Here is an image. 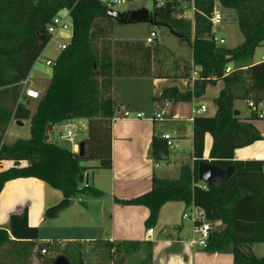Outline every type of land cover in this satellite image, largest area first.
Here are the masks:
<instances>
[{"label":"trees","instance_id":"obj_1","mask_svg":"<svg viewBox=\"0 0 264 264\" xmlns=\"http://www.w3.org/2000/svg\"><path fill=\"white\" fill-rule=\"evenodd\" d=\"M152 1L156 22L168 26L181 41L193 45L194 63L201 68L200 80L193 90L182 92L167 88L155 101L191 103L203 97L208 86L217 81H223L224 88L215 100L216 116L194 118V166H184L178 180L155 176L151 192L122 203L148 208L150 216L145 225L149 230L157 226L165 204L183 202L187 208L195 205L205 211L207 221L213 225L221 222L225 227L213 231L205 248L207 252L231 253L234 264H264V258L256 257L244 247L264 244V162L235 161L237 150L264 140L250 122L259 120V115L252 112L249 121H244L240 115L236 116L235 108L237 101L264 105V62L252 63L256 51L264 47V0H200L194 25L175 16V0H167L163 8L156 7L159 0ZM215 1L231 14L233 23L244 36V42L235 49L218 46L212 39L210 18ZM63 11H68L72 19L73 36L56 60L52 81L30 117L31 137L6 145L4 136L14 114L24 110L23 104L18 105L21 83L29 78L52 40L49 26ZM109 11L114 10L103 0H0V161L14 163L12 168L0 172V193L8 182L16 179L35 178L45 182L64 198L46 212L47 219L58 218L79 194L103 196L89 185V168L84 166L89 150L81 157L71 148L50 142L54 127L79 119L112 120L117 109L112 97L114 79L151 77L152 74L155 54L152 46L118 41L115 44L118 51H112L113 19L108 16ZM230 65H234L235 72L226 75ZM207 136L213 139L210 161L222 169L235 167L236 172L221 187L204 190L198 171L201 162L209 161L205 160ZM89 140L88 144H92L94 137ZM99 144L105 142L99 141ZM169 151L166 140L154 137L151 154L156 162L169 156ZM111 166L108 155L100 168ZM8 244L16 243L7 231L0 230V248ZM22 245L23 251L37 249L43 264H54L60 256L69 260L66 249L55 258L48 256L53 243ZM105 245L115 259L121 249L112 252L113 244ZM147 248L142 264H153V245L147 244ZM79 258L78 264H85L81 252Z\"/></svg>","mask_w":264,"mask_h":264},{"label":"crops","instance_id":"obj_2","mask_svg":"<svg viewBox=\"0 0 264 264\" xmlns=\"http://www.w3.org/2000/svg\"><path fill=\"white\" fill-rule=\"evenodd\" d=\"M66 13L67 11H63V14ZM228 25L231 24L228 23L224 26ZM153 31L158 36L157 44L154 46L162 47L159 33L156 29L151 32ZM171 34L173 35L172 32ZM176 38L180 41L175 44L174 50L171 49L170 52L178 57L179 63L174 62L173 59L171 62L161 61L155 53L152 56L151 77H117L113 81L112 97L116 106L118 105L115 99L117 80L130 79L142 82L139 84L143 85V100L145 102L152 100L154 106L153 113L148 110L149 117L146 116V119H135V117L126 119L124 118L125 113H120L121 108L117 107L119 112L117 113L116 109L115 117L112 120L79 119L57 125L53 129L57 132L72 125L74 121H87V125L83 124V128L87 131L84 143L85 152L89 151L84 166L90 170L93 168L99 169L100 174L95 179L94 185L97 190L103 193L101 198L73 200L69 208L64 210L58 218L52 220L46 218V212L63 201V194L60 191L35 178L16 179L6 184L0 193V230L8 232L11 240L16 243L13 244L14 246L23 247L22 244L30 242L38 245L54 243L51 242L53 240H51L52 238H50L46 226L50 227L55 224V229L58 231L62 230L66 233L76 230L88 235L85 238L56 239L55 244H62V241H65L63 244L67 241L75 243L78 239L81 240L80 242L85 240L88 241L86 243L92 244L101 240L106 244H113L112 252H116L118 248L121 249L116 256L119 258L118 261L124 260L123 264H126L131 257L146 259L148 254L147 244L153 245V264H234V257L231 253L212 254L207 252L205 248L191 242L194 237V230L193 224L183 219L185 212L188 210L185 203L169 202L165 204L160 211L157 226L151 230L147 229L145 225L150 216L148 208L122 203L123 201L135 200L151 192L155 176L160 179L172 180L159 175L157 169L162 166V163H168L170 168H177L178 166L180 172L184 166H194L192 157L194 118L204 116L208 111L207 102L210 100L215 102L224 88L223 81H217L216 84L208 86L203 97L194 99L191 103L174 104L172 101H155L156 98L162 96L163 91L167 88H178L182 92L193 90L196 83L195 72L199 73L198 76L201 73V68L194 63L193 45L188 41L184 42L180 38ZM144 43L147 47H150L146 41ZM186 46H188L189 51H192L190 58L186 54ZM263 50L264 47L256 51L252 61L253 64L263 62ZM259 52H261L260 57ZM157 64L160 67H162L160 64L167 66L169 69L167 74L157 75L155 72ZM230 66L234 68L233 65ZM118 99L122 100L121 98ZM124 101L129 106L132 105V102ZM34 102L37 101L27 100L22 106L24 110L14 114L11 124L16 122L19 127H23L36 111L38 102L35 105V111L31 110L30 112L29 110V106ZM247 106L249 107L248 103ZM203 107H206V112L202 111ZM235 108L240 112L241 119L249 121L252 116L250 107L249 114H243L242 110L236 105ZM262 109L264 111V107ZM162 112L166 113L164 121L152 122L148 120L156 113ZM250 122L257 127L264 138V130L261 126V124H264V118ZM20 123L22 124L20 125ZM166 134L173 137L176 148L170 149L169 156H165L162 161L156 162L151 155L153 139L154 137L162 138ZM92 136L96 141L93 140L92 144H88L89 138ZM56 139L55 137V141L59 140ZM49 140L52 141V139ZM99 141H104L105 144H99ZM211 143H213L212 137L207 136L205 160L209 161ZM102 147H105V150ZM108 148L109 150H107ZM182 148L183 151L179 153L181 155L174 154L176 157L178 156L176 159L173 153ZM75 149L73 146V151L76 153ZM186 150L190 153L189 162H186ZM108 155L111 158L112 166L110 169H101V162L108 158ZM235 161L264 162V140L250 147L237 150ZM23 165L26 164L23 163ZM13 166L12 161H0V172ZM104 179L109 182H104ZM65 216H68V218L63 222ZM224 228L221 222L214 225V230H223ZM57 241H60V243Z\"/></svg>","mask_w":264,"mask_h":264},{"label":"rangeland","instance_id":"obj_3","mask_svg":"<svg viewBox=\"0 0 264 264\" xmlns=\"http://www.w3.org/2000/svg\"><path fill=\"white\" fill-rule=\"evenodd\" d=\"M146 8L153 12L154 10V3L152 0H124L121 5H117L113 8L116 12L121 13H127L131 11H135L138 9ZM68 14L62 15L63 18H65ZM230 22H234L233 18H230ZM69 22V30L67 32H60L55 39L51 40L47 48L42 54V61L38 63L37 68L34 69L31 73V81H30V87L35 89L40 93L41 96L44 95L46 90L48 89L52 78H53V68H47L45 63L48 59L50 60H57L59 56L61 55L62 51L59 50L58 46L60 44H68L71 41L72 37V19L69 16L68 17ZM231 25L218 27L216 29L217 33L220 35V37L226 39L225 48H237L240 46L242 41H244V36L242 35L240 29L237 25L230 23ZM228 24V23H227ZM153 29H156L159 33L160 41L163 44V46H152L153 52H155L161 61L165 62H171L172 59L174 62L179 63L178 57L176 55H172L170 52L171 49L174 50L175 44L179 43L180 40H178L175 36L171 34V31L164 27H154L151 24L147 23H137V24H128V25H122L119 24L116 20L113 19V32L111 34V46L112 51H118L116 50V42L118 41H124V42H144L146 41V38L150 35L151 31ZM188 46H186V54L190 58L192 56V51H189V48L187 50ZM264 51V50H263ZM262 52V51H261ZM261 52H259V57ZM175 58V59H174ZM258 60V59H256ZM162 67H160L157 64V67L155 68V72L157 75L159 74H167V71L169 69L164 64H160ZM159 66V67H158ZM234 66V65H233ZM49 70L48 74H44L45 69ZM117 90H116V96L115 99L117 101V107L121 108L120 113H125V111L130 112L133 117H136L138 114H142L143 112L147 117H149L150 113H153L154 106L152 100H147L146 102L143 100V85L139 84L142 82H138L136 80H117ZM139 85V86H138ZM137 87V89H135ZM121 98L122 100L118 99ZM124 100H127L129 102H132V105L129 106L128 103H126ZM39 101V100H38ZM37 101V102H38ZM36 102V103H37ZM36 103L29 106V110L31 112L35 111V105ZM236 106L239 107L243 114H249L250 109L247 106V102L244 101H237ZM208 111L204 114L206 117H215L217 113L216 104L214 101L210 100L207 102ZM136 108V109H135ZM141 110V111H140ZM148 110L151 112L149 113ZM119 110L117 109V113ZM151 118V117H150ZM84 125H87L86 120H80V121H74L72 123L73 126L77 128V132L74 136V141L71 140H57L55 141V131L50 134V139H52V143L59 144L63 147L71 148L73 150V144L79 145L80 150V144L83 143L86 140L87 137V131L85 128H83ZM263 130H264V124H261ZM64 129V128H63ZM61 131V130H59ZM31 137V120H27L25 122V125L23 127H19L17 123H12L5 136H4V143L6 145H11V143L16 142L18 140H26ZM213 144V143H211ZM78 150V148H77ZM78 150V151H79ZM181 151H183V148L179 151H175L173 155L179 154ZM152 155V154H151ZM174 155V157H176ZM181 155V154H179ZM178 157V156H177ZM176 157V159H177ZM186 158L189 162L190 160V153L188 150H186ZM179 165V163H178ZM159 175L161 177H165L172 180H177L181 176V172L179 167L177 168H170L169 164L164 162L162 163V166H160L157 169ZM89 184L91 187L95 188L94 181L97 179V176L100 174L99 169L93 168L89 169ZM104 182H109L108 180L104 179ZM105 183V184H107ZM83 187H81L82 189ZM79 198L90 200V198H93L92 195L88 193H82L79 194V196L74 199V201L78 200ZM66 218L68 216H65L63 218V222L66 221ZM190 222V221H188ZM55 223V221H54ZM46 230H48V234L50 238H52L51 242L53 243V250L48 254L49 257L55 258L56 256H60L64 249H66L67 256L72 264H78L80 262L79 254L81 252L82 259L85 264H118V257L116 256L115 259L111 258V255L109 253V250L107 246L105 245L104 241H96L92 244L86 243L88 241H82L78 239V241H75V243H70V241H67L63 244H56L55 249V241L56 239L60 238H85V236H88L86 233H80L76 230L66 232L64 233L62 230L58 231L55 229V224H52V226H46ZM60 243V241H57ZM90 242V241H89ZM253 254L258 258H263L264 256V244L261 245H254L252 247ZM144 261V258L139 259V257L135 258H129L126 264H142ZM0 264H43V261L40 259V257L37 255V249L36 250H30V249H24L23 247L14 246L13 244L5 245L4 247L0 248Z\"/></svg>","mask_w":264,"mask_h":264},{"label":"built area","instance_id":"obj_4","mask_svg":"<svg viewBox=\"0 0 264 264\" xmlns=\"http://www.w3.org/2000/svg\"><path fill=\"white\" fill-rule=\"evenodd\" d=\"M124 0H103L104 3L107 4L108 7L114 8L117 5H121ZM174 1V0H172ZM200 0H175L176 5L174 6V14L178 19L185 20V21H190L195 23V17L196 13L198 12L197 10V2ZM167 0H159L156 7L157 8H163L167 4ZM68 14L65 18H63L62 15L63 12H61L57 17L54 18L52 24L49 26V33L52 36V40L57 37V35L60 32H67L69 30V22H68V17L69 12L67 11ZM231 14L223 8L220 2L215 1L214 2V12L210 18V21L212 23V31H213V41L218 45V46H225L226 44V39L220 37V35L217 33L216 29L218 27H223L227 23H229L231 20ZM157 33L156 32H151L149 37L147 38L146 42L150 46H154L157 44ZM68 44H60L58 46L59 50L62 52L67 49ZM42 61V55L38 58L37 62L35 63L33 70L37 68L38 63ZM264 62V58H263ZM47 68H54L56 66V60H50L48 59L45 63ZM45 69L43 72L44 74H48L49 70ZM32 70V71H33ZM235 72V69L232 68L231 66H228L226 69V75H231L232 73ZM32 73V72H31ZM198 72H195V77L196 81L200 80V75L198 76ZM31 74L29 78L21 83L22 91H21V96L18 102V105L26 103L27 100H34L38 101L42 96L38 91L35 89L31 88L30 81H31ZM252 112L257 113L260 118H264V111L263 107L264 105H259L255 106L253 103L248 104ZM203 112H206V107L202 108ZM133 116L131 115L130 112L126 111L124 114V118L129 119L132 118ZM145 114H138L135 119H146ZM166 118V113H156L153 117H151L150 121L155 122H162ZM77 132V128L73 125H70L68 127H65L61 131L55 132V137L59 140H71L74 141V136ZM162 139L167 141V145L170 149L176 148L175 142L173 141V137L169 134H166L162 137ZM76 153L79 154V145L78 144H73ZM78 148V150H77ZM201 187L204 190H208L209 187L203 183ZM183 219L186 221H190L193 224V230H194V237L191 240V242L194 245H197L202 248H206L208 246V243L212 237V233L214 231V225L207 221V216L206 213L203 209L196 207L195 205H192L191 207L188 208V210L185 212Z\"/></svg>","mask_w":264,"mask_h":264},{"label":"water","instance_id":"obj_5","mask_svg":"<svg viewBox=\"0 0 264 264\" xmlns=\"http://www.w3.org/2000/svg\"><path fill=\"white\" fill-rule=\"evenodd\" d=\"M108 16L114 20H116L119 24L128 25V24H137V23H147L151 24L154 27H163L161 24L156 22V16L153 13L146 9H138L131 12H116L109 11ZM170 29V31L179 38V36L173 32L171 28L165 26ZM240 112H236V116H239ZM22 123H20L21 125ZM85 154V143L80 144L79 155L83 157ZM165 158V156L163 157ZM199 180L202 183H205L210 189H216L224 185L230 178L235 174V167H229L227 169H222L216 166L211 161H203L199 164ZM246 249L252 252L251 247L248 245H244ZM54 264H71L70 261L65 256L58 257Z\"/></svg>","mask_w":264,"mask_h":264}]
</instances>
